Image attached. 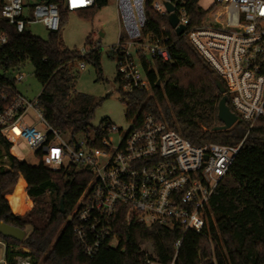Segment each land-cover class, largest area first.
<instances>
[{
    "label": "built area",
    "instance_id": "built-area-1",
    "mask_svg": "<svg viewBox=\"0 0 264 264\" xmlns=\"http://www.w3.org/2000/svg\"><path fill=\"white\" fill-rule=\"evenodd\" d=\"M201 1L116 0L124 31V37L120 35L112 47L117 56V74L123 92L149 90L141 59L151 67L154 57L169 61L170 54L167 45L143 33L146 10L166 19L173 14L176 26L184 27L181 35L221 79L224 92L219 93L220 97H227L236 122L247 127L236 145H194L151 115L142 116L139 122L133 118L130 128L115 144L108 139L109 133L118 131L112 124L101 127L104 136L98 147L92 144L94 136L65 142L46 122L37 96L29 99L18 90L17 84L23 79L20 72L12 76L0 73V135L4 137L5 129L17 125L20 138L44 166L57 170L74 163L91 175L67 216L75 239L88 256L102 245L117 247L119 222H136L181 232L173 242L170 264H174L184 233H199L214 222L209 198L227 174L250 128L264 121V0H212L208 5ZM0 2L1 16L18 33L34 22L48 31L60 28L58 3L42 0L28 8L23 0ZM94 2L62 0V6L74 12L91 8ZM6 40L0 32V47ZM79 67H84V60L79 61ZM29 111L46 127L45 131L26 120ZM0 168L10 170L4 159ZM0 245V264H7L1 239ZM144 263L160 264L148 252ZM13 264L30 261L28 257H17Z\"/></svg>",
    "mask_w": 264,
    "mask_h": 264
},
{
    "label": "trees",
    "instance_id": "trees-1",
    "mask_svg": "<svg viewBox=\"0 0 264 264\" xmlns=\"http://www.w3.org/2000/svg\"><path fill=\"white\" fill-rule=\"evenodd\" d=\"M46 1L59 4L61 25L67 15L62 0ZM106 2L95 0L93 7L76 12L92 16ZM0 32L7 38L0 47V73L12 76L30 63L41 85L38 107L46 122L60 134L69 132L71 136H88L92 130V144L98 147L104 136L101 127L110 123L103 119L99 127L90 125L97 103L91 96L74 91L71 70L74 62L86 60L100 73L98 48L80 55L75 49L60 46L59 30L49 31L46 39L27 30L18 33L1 14ZM143 33L167 45L170 60L154 57L150 67L141 59L150 88L121 93L125 118L139 122L142 116L151 115L194 145H236L247 128L243 122L237 121L228 129H213L221 125L217 119L220 94L215 83L216 79L221 81L219 76L185 36L173 33L165 16L149 8ZM115 80L121 84L118 74ZM227 105L232 110L228 100ZM262 136L264 121L259 120L250 128L227 174L209 198L214 222L210 221L199 233H184L174 264H264V144L259 139ZM3 159L10 170L0 168V220L24 231L29 229L20 241L0 235L7 264H13L17 257H28L30 264H145L146 252L160 264H170L173 242L181 232L136 222H119L117 247L102 245L95 254L86 255L67 216L91 177L89 171L74 163L57 170L41 162L30 165L16 158L11 144L0 135V161ZM19 175L26 183V195L33 207L25 211L19 206V213L13 214L4 194Z\"/></svg>",
    "mask_w": 264,
    "mask_h": 264
},
{
    "label": "rangeland",
    "instance_id": "rangeland-1",
    "mask_svg": "<svg viewBox=\"0 0 264 264\" xmlns=\"http://www.w3.org/2000/svg\"><path fill=\"white\" fill-rule=\"evenodd\" d=\"M29 8L32 4L41 0H23ZM212 0H202L203 5H208ZM26 30L32 35L46 39L48 30L38 22L26 26ZM124 37L123 27L118 15L116 0H107L106 4L95 10L92 16H83L74 12H67L65 20L59 28V44L63 48L75 49L82 55L81 51L87 53L98 48L100 73L94 66L84 60V67H79V62H74L72 73L74 75V91L91 96L97 105L94 108L90 125L99 127L103 119L117 128V132L109 133L108 139L115 144L120 135L126 133L130 128L131 120L125 118V104L121 101L122 86L116 82L117 56L112 53V47L118 42L119 36ZM89 42V43H87ZM84 53V54H85ZM83 54V55H84ZM23 79L17 84L18 90L27 98L36 97L41 91L40 83L33 75V68L30 63H25L19 70ZM28 122L34 124L40 131H45L32 111L25 116ZM4 137L11 144L12 151L16 158L25 161L30 165H37L39 159L33 155L31 148L20 138L18 126L7 128L3 131ZM65 142H80L92 138V130L88 136L78 133L71 136L69 132L61 134ZM20 176V175H19ZM17 176L14 186L8 190L4 197L13 214L17 212L19 206H23L25 211L33 207V202L23 192L26 183ZM231 184V182H229ZM26 193V191H25ZM21 211V210H20ZM29 229H26V234ZM25 234V235H26ZM148 249V245L145 246ZM26 251V249H24ZM2 256V246L0 245V258Z\"/></svg>",
    "mask_w": 264,
    "mask_h": 264
},
{
    "label": "water",
    "instance_id": "water-1",
    "mask_svg": "<svg viewBox=\"0 0 264 264\" xmlns=\"http://www.w3.org/2000/svg\"><path fill=\"white\" fill-rule=\"evenodd\" d=\"M168 9H170L168 7ZM168 24L171 28L175 30V34L180 36L184 30L183 26H176V18L173 14L168 15L167 17ZM217 90L219 93L224 92V87L219 79L215 80ZM217 119L221 122V125L214 127V130H221V129H228L234 125L236 122V115L230 110L229 106L227 105V97L222 95L217 104ZM261 142L264 144V136L259 138ZM59 208L60 211L63 212L62 201H59ZM0 235L3 237H9L15 239L17 241L22 240L25 235V231L13 226L9 225L0 220Z\"/></svg>",
    "mask_w": 264,
    "mask_h": 264
},
{
    "label": "crops",
    "instance_id": "crops-1",
    "mask_svg": "<svg viewBox=\"0 0 264 264\" xmlns=\"http://www.w3.org/2000/svg\"><path fill=\"white\" fill-rule=\"evenodd\" d=\"M42 1V0H41ZM19 177H21V175L19 176ZM22 178V177H21ZM23 179V178H22ZM26 194V193H25ZM27 196V195H26ZM27 199H29V197L27 196Z\"/></svg>",
    "mask_w": 264,
    "mask_h": 264
},
{
    "label": "bare ground",
    "instance_id": "bare-ground-1",
    "mask_svg": "<svg viewBox=\"0 0 264 264\" xmlns=\"http://www.w3.org/2000/svg\"><path fill=\"white\" fill-rule=\"evenodd\" d=\"M23 193L25 194V191Z\"/></svg>",
    "mask_w": 264,
    "mask_h": 264
}]
</instances>
